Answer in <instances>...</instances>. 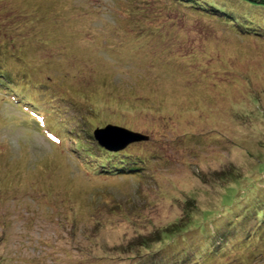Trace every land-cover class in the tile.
<instances>
[{
    "label": "rangeland",
    "instance_id": "1",
    "mask_svg": "<svg viewBox=\"0 0 264 264\" xmlns=\"http://www.w3.org/2000/svg\"><path fill=\"white\" fill-rule=\"evenodd\" d=\"M0 88V264H264V6L0 0Z\"/></svg>",
    "mask_w": 264,
    "mask_h": 264
},
{
    "label": "trees",
    "instance_id": "2",
    "mask_svg": "<svg viewBox=\"0 0 264 264\" xmlns=\"http://www.w3.org/2000/svg\"><path fill=\"white\" fill-rule=\"evenodd\" d=\"M244 2H246V3H248V4H251V5H256V6H261V7H263L264 6V0H243ZM199 2V1H198ZM182 3H184V2H182ZM188 3V5H190V4H192L193 5V3H194V1L193 2H191L190 1V3L189 2H187ZM184 5V4H183ZM191 5V6H192ZM198 5H202V4H198ZM212 5V8H213V11H218L219 13H222L221 11H222V8L221 7H219V5H216V4H211ZM217 6V7H216ZM187 7V6H186ZM194 8H198V11L199 12H205V13H208L209 14V12H207V10L206 9H203V6H201V7H199V6H194ZM214 13H217V12H214ZM219 15V14H218ZM245 28V27H244ZM245 29H247V28H245ZM1 89V88H0ZM4 90V89H3ZM4 92L5 93H7L8 95H11V93H12V95L16 98V97H21V100L19 101V100H17V103L19 104V102H21L24 106H27V107H30V108H32V109H34V110H36V112L40 115V116H43V117H48L47 116V114H48V112L47 111H49V112H51V109H53L54 110V117H51V118H53V119H51V120H49L48 121V123L50 122V125H51V122L54 120V121H57V119H62V122H59V124H64L63 123V118H61L60 117V114H59V112L61 111V109H62V105L59 103V102H57L55 99L53 100L55 103H58V104H56V107H57V109H58V116H56L55 117V114H56V112H55V109H54V103L53 104H51L50 105V103H49V105H47V104H45V106H46V109H47V111L46 110H43V109H41L40 108V106L38 105V104H36V100L32 97V96H30V95H28L27 94V90H24V91H22V90H17V89H13V88H11V89H8V90H4ZM60 94V93H59ZM60 96H62V94H60ZM6 97H7V99L9 98L7 95H6ZM65 97V96H64ZM63 98V97H62ZM12 102L13 103H15V99L13 98L12 99ZM62 106H60V105ZM53 126V125H52ZM54 129L59 133V134H61V130H59L58 128H56L55 127V125H54ZM68 134V133H67ZM66 134V135H67ZM61 135H63V134H61ZM64 136V135H63ZM77 146V143H75V145H74V147H76ZM112 152H115V151H112ZM90 156H92V154H90ZM122 161V160H121ZM123 162V161H122ZM91 166V169L92 168H94V169H97L98 168V170H101L103 173H109L110 175H114V174H117V172L119 171V168H121V169H123L124 167H125V162L124 163H122L121 165L122 166H119V165H115V164H113V165H108V166H102V167H98V166H96V164L95 163H88V164H86V166ZM133 167H136V166H133ZM130 168H132V167H130ZM112 173V174H111ZM124 173H126V172H124ZM96 174V173H95ZM231 233H233V231L231 230ZM227 232H223V233H220L218 236H219V241H221L223 238H225L226 236H227Z\"/></svg>",
    "mask_w": 264,
    "mask_h": 264
},
{
    "label": "water",
    "instance_id": "3",
    "mask_svg": "<svg viewBox=\"0 0 264 264\" xmlns=\"http://www.w3.org/2000/svg\"><path fill=\"white\" fill-rule=\"evenodd\" d=\"M109 130H115L120 135L123 136L121 140H116L108 137L106 134ZM94 139L108 151H119L123 149L127 144L133 142H140L148 140L146 135H142L141 133L134 132L119 126L115 125H105L103 128H96L93 130ZM118 141V144L112 145L110 142Z\"/></svg>",
    "mask_w": 264,
    "mask_h": 264
}]
</instances>
